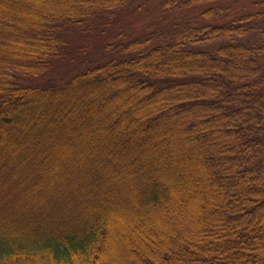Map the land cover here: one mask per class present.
Returning <instances> with one entry per match:
<instances>
[{
	"label": "trees",
	"instance_id": "trees-1",
	"mask_svg": "<svg viewBox=\"0 0 264 264\" xmlns=\"http://www.w3.org/2000/svg\"><path fill=\"white\" fill-rule=\"evenodd\" d=\"M141 1L0 0V264H264V12Z\"/></svg>",
	"mask_w": 264,
	"mask_h": 264
},
{
	"label": "rangeland",
	"instance_id": "rangeland-1",
	"mask_svg": "<svg viewBox=\"0 0 264 264\" xmlns=\"http://www.w3.org/2000/svg\"><path fill=\"white\" fill-rule=\"evenodd\" d=\"M234 1V0H227ZM163 0H145L140 3L139 8L135 11H129L126 13V17L123 19V27L125 28V34L127 38H135L142 33L150 31L154 28H163L164 22L160 21L158 15L161 11V4ZM143 3V7H142ZM235 3L242 10L243 7L248 11H262L264 12V0H236ZM256 4V5H254ZM213 17V16H212ZM253 33L249 35V38H253ZM68 39L75 54L67 57L65 60L55 63L51 73L48 76L39 79L43 85H58L63 84L73 75L92 68L100 63L106 62L111 51L107 49L106 44L113 43L110 39H107L105 35H101L98 32L89 34L88 36L79 35L77 31L70 30L68 33ZM223 43L224 40L215 41V43Z\"/></svg>",
	"mask_w": 264,
	"mask_h": 264
}]
</instances>
